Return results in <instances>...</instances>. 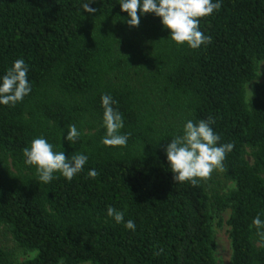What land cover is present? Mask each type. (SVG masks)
<instances>
[{"label":"trees","instance_id":"16d2710c","mask_svg":"<svg viewBox=\"0 0 264 264\" xmlns=\"http://www.w3.org/2000/svg\"><path fill=\"white\" fill-rule=\"evenodd\" d=\"M85 2L0 0V75L23 58L32 86L22 102L0 105V228L35 252L14 262L0 245V264H216L213 219L226 209L230 264H264L252 226L264 219V99H246L264 60V0H222L200 19L212 42L196 50L176 45L151 13L130 27L119 0H94L91 14ZM102 94L117 101L125 147L102 143ZM209 118L219 142L233 145L228 192L176 183L166 160L186 120ZM70 123L81 133L72 144ZM36 137L66 157L87 155L84 169L38 183L22 152ZM108 206L135 230L107 217Z\"/></svg>","mask_w":264,"mask_h":264},{"label":"clouds","instance_id":"9594fccd","mask_svg":"<svg viewBox=\"0 0 264 264\" xmlns=\"http://www.w3.org/2000/svg\"><path fill=\"white\" fill-rule=\"evenodd\" d=\"M94 0L81 4V10L89 14L96 11L89 5ZM222 0H119L121 12H126L124 22L130 27H138L140 18L151 13L158 17L162 29H167L171 40L176 45H186L192 50L212 42V37L200 30V19L211 16L219 10ZM139 9V14H138ZM29 66L23 58H18L0 75V105L15 106L29 95L32 86L28 79ZM102 126L105 135L102 143L107 146L125 147L128 134L122 133L124 118L118 108L114 107L117 101L111 94H102L100 97ZM211 118L184 122L181 134L174 135L165 147L168 167L177 183L190 182L196 185L199 180L208 179L214 171H224L223 161L226 154L233 148L231 143L221 144L220 136L214 131ZM64 139L70 144L76 143L81 135L75 124H69ZM61 138V137H60ZM24 163L34 166L38 183L48 184L56 178L55 173L71 181L83 169L88 161L87 155L72 154L70 156L60 151H54L53 145L44 137L33 138L23 150ZM90 176H95L94 169L89 170ZM107 217L116 224H123L127 230H135L132 219L125 220L124 210L115 207L106 208ZM252 226L256 234L264 238V219L257 214L252 219Z\"/></svg>","mask_w":264,"mask_h":264},{"label":"rangeland","instance_id":"374dc122","mask_svg":"<svg viewBox=\"0 0 264 264\" xmlns=\"http://www.w3.org/2000/svg\"><path fill=\"white\" fill-rule=\"evenodd\" d=\"M257 77L246 84V99L258 93L264 99V60L256 62ZM208 191L219 189L221 192H228L234 188V183L224 176V171H214L208 179L201 180ZM230 210L226 209L217 214L213 219V232L215 240L214 257L216 264H230L231 261V241L229 237L230 226L228 219ZM0 245L13 251L14 262H20L34 256L35 252H26L19 248L13 241L11 234L5 227L0 228ZM90 264V263H83Z\"/></svg>","mask_w":264,"mask_h":264}]
</instances>
